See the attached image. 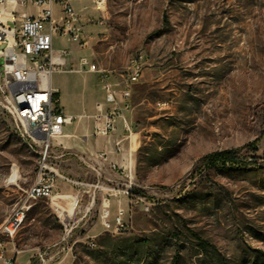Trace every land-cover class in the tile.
<instances>
[{
  "label": "rangeland",
  "instance_id": "374dc122",
  "mask_svg": "<svg viewBox=\"0 0 264 264\" xmlns=\"http://www.w3.org/2000/svg\"><path fill=\"white\" fill-rule=\"evenodd\" d=\"M78 8L84 18H98L88 0ZM104 11L90 29L91 57L119 85L132 60L142 64L121 141L113 145L129 158L131 177L120 181L129 195L109 197L108 209L123 208L127 227L103 231L97 220L103 194H96L64 242L49 200L37 199L14 238L29 255L16 263L32 264L31 254L48 248L50 264H264V0H107ZM55 47L67 48L73 63L88 57L66 40H55ZM66 71L73 72L72 64L53 73V85L61 104L77 110L79 92L89 96L90 85L99 84L90 72ZM5 95L0 72V224L18 208L39 164L3 109ZM105 106L97 101L82 114L92 124L95 150L107 140L94 131V115ZM225 149L256 165L199 162ZM71 158V172L62 173L94 182L89 168ZM87 205L83 195L75 219Z\"/></svg>",
  "mask_w": 264,
  "mask_h": 264
},
{
  "label": "built area",
  "instance_id": "2783aa9c",
  "mask_svg": "<svg viewBox=\"0 0 264 264\" xmlns=\"http://www.w3.org/2000/svg\"><path fill=\"white\" fill-rule=\"evenodd\" d=\"M73 1L0 0V46L4 45L0 50V72L6 89L3 109L10 117L15 131L20 133L24 142L30 143V149L35 150L39 159L35 178L23 191V199L19 202L18 209H13L0 224V262L3 264H17L16 255L19 250L15 247L14 238L21 227L18 226V216L29 211L31 202L37 199L49 200L55 216L64 225L65 235L61 236V241L64 242L71 237L78 222L86 216L98 193H103L97 214L103 231L117 234L127 227L124 209L118 208L111 218L108 206L109 197L129 195V186L103 185L98 170L82 159L81 162L95 172L94 182L71 180L50 163L53 140L61 137L63 126L73 120L64 113L59 103L58 91L51 85L52 74L65 65L70 52L65 48L54 50L53 38L66 39L80 50L91 52L92 37L87 33L86 26L101 24L106 13L103 0H91L98 18L90 16L83 20L75 10ZM26 4L35 5L41 10L35 16L16 11L18 5ZM54 8L59 11L57 18ZM73 71H87L98 75L106 106L99 107L98 113L94 115L95 134L109 137L115 132L118 122L126 125L124 112L129 107L132 87L142 75L140 57L130 62L127 76L121 85L114 83L109 72L98 67L86 56L79 57ZM59 181L77 189L72 199L74 205L71 212L64 210L58 203L62 198L57 186ZM83 195L88 197V207L75 219L74 210L80 207L79 202ZM6 244L12 246L10 255L6 253ZM71 248L70 246L67 251ZM47 250L48 248L37 250L32 256V264H50Z\"/></svg>",
  "mask_w": 264,
  "mask_h": 264
},
{
  "label": "crops",
  "instance_id": "0c3cea01",
  "mask_svg": "<svg viewBox=\"0 0 264 264\" xmlns=\"http://www.w3.org/2000/svg\"><path fill=\"white\" fill-rule=\"evenodd\" d=\"M82 1L84 0H74L73 5H74L75 10L79 13L80 17L83 20H85L88 17L84 18V16L81 15L78 10L79 4ZM88 1L92 5V1L91 0H88ZM40 10H41L40 7L31 5V4H26L24 6L18 5L16 7L17 12L24 13L28 16H35L39 13ZM54 15L56 18L59 16L58 8H54ZM18 24L19 22L17 20L16 26H18ZM92 27L93 26H86L87 33L90 34V29ZM57 39H61V38H58V37L53 38V49L54 50H59L63 48V47H59V48L55 47V40ZM62 40H66V39H62ZM66 42L71 43L68 40H66ZM91 54H92L91 52H88V57L91 60H93V62H95L98 67H100L99 64L94 60V58L91 57ZM78 59H76L75 63H73L71 61V58L68 56L66 58L64 66L71 67V64H72V67L74 68L77 66ZM78 72H81V71H73V72L66 71L65 73L70 74V75H76V73ZM92 75L95 77V80H97L99 84L98 75L96 73H92ZM110 78H112L111 75H110ZM51 85L53 88H55L58 91L59 103L64 113L68 116H71L73 120L71 121L70 124L63 126L62 136L53 140L52 148H51L50 163L60 173H62L65 170L68 172H71V170L67 169V165L71 164V160H72L71 156H75L77 157V159L84 160L92 168H95L96 170H98L103 185L109 186V184H111L110 187L123 185L124 183L120 181L123 180L124 178H127L129 180L131 177V162L129 158L127 157V155L115 154L114 147H113L114 143L117 144L119 143V141H121L118 134L122 132V129H123L122 123L118 122L117 128L114 132L115 134L113 133L109 137H107L106 144L103 147H100L99 149L95 150L92 140L89 138V133H88V131L92 127V124L89 123L88 125H86L85 120L82 119L84 118V115H82L83 113L85 114L92 113L93 107L97 101H104V94L101 90L100 84H99V88H94V86L90 85L91 88L89 90V94H90L89 96L88 94H86L87 92L86 89L83 91L81 90L79 92V94L81 93V95L79 99V108H77V110H74V108L73 109L70 108V106L65 107L63 104H61L60 92H59L58 87L53 85L52 76H51ZM73 151H77V153L78 152L79 153L76 154ZM80 153H84L86 157L82 156V154ZM88 172L92 174L96 180L95 172L90 169L88 170ZM57 186H58V190L60 194L62 195V198L58 200V203L64 210L69 211L70 203L76 193L72 194L71 193L72 186L65 184L63 182H60V181L57 182ZM98 194L102 195L103 193H98ZM51 208L53 209L52 206ZM115 213H116V210H112L110 212L111 218L114 217ZM27 251L28 250H19V253L16 255V261H17V257L22 254H25L26 259H27L29 255ZM6 253L7 255H10L12 253V246L10 244L6 246ZM32 256L33 254H31V257ZM0 264H3V263L0 262Z\"/></svg>",
  "mask_w": 264,
  "mask_h": 264
},
{
  "label": "trees",
  "instance_id": "16d2710c",
  "mask_svg": "<svg viewBox=\"0 0 264 264\" xmlns=\"http://www.w3.org/2000/svg\"><path fill=\"white\" fill-rule=\"evenodd\" d=\"M199 162L205 167H212L218 165H235L246 167L249 165H256V162L253 160L249 161L247 159L241 158L239 156V150L237 149H225L206 154L199 159ZM130 193L137 194L139 193V191L135 189L132 190V192ZM201 244H203V242H201ZM261 255L262 258H264V254Z\"/></svg>",
  "mask_w": 264,
  "mask_h": 264
},
{
  "label": "bare ground",
  "instance_id": "6f19581e",
  "mask_svg": "<svg viewBox=\"0 0 264 264\" xmlns=\"http://www.w3.org/2000/svg\"><path fill=\"white\" fill-rule=\"evenodd\" d=\"M106 2H107V0H103V9L104 10H105V7H106ZM72 203H71L72 204L71 208L74 205V201H72ZM16 209H18V208H16ZM24 219H25V211H24V214H21L20 216H18V226H22ZM61 225L63 227V231H64L63 233H65V228H64L63 223H61Z\"/></svg>",
  "mask_w": 264,
  "mask_h": 264
}]
</instances>
